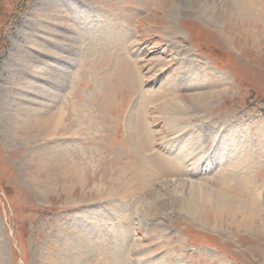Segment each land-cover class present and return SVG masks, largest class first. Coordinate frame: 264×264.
Here are the masks:
<instances>
[{
  "label": "rangeland",
  "instance_id": "374dc122",
  "mask_svg": "<svg viewBox=\"0 0 264 264\" xmlns=\"http://www.w3.org/2000/svg\"><path fill=\"white\" fill-rule=\"evenodd\" d=\"M0 264H264V0H0Z\"/></svg>",
  "mask_w": 264,
  "mask_h": 264
},
{
  "label": "bare ground",
  "instance_id": "6f19581e",
  "mask_svg": "<svg viewBox=\"0 0 264 264\" xmlns=\"http://www.w3.org/2000/svg\"><path fill=\"white\" fill-rule=\"evenodd\" d=\"M251 4V3H250ZM239 5V4H238ZM252 5V4H251ZM240 6V5H239ZM243 9H245L244 10V12L245 13H247V11L249 10L248 9V7L246 6V7H242ZM203 9H205V7L203 8ZM246 9H248V10H246ZM246 15V14H245ZM214 16V15H213ZM238 17H239V15H238ZM242 22V21H241ZM249 23V22H248ZM197 98H199V97H197ZM39 112V111H38ZM34 113V112H33ZM28 114V113H27ZM13 116V120H12V123L14 122H16V121H18V120H21V121H23V123H30V124H35V123H37V124H40V123H42V121L44 120V116L43 115H41V114H39V115H34V116H31L30 117V119L28 120V117L29 116H26L25 114L22 116V115H18L16 112L12 115ZM19 118H21V119H19ZM50 159V158H49ZM144 159V158H143ZM145 160V159H144ZM59 163V162H58ZM142 163H145L144 165L145 166H143V169H144V171L146 170V169H148V167H147V163L145 162V161H142ZM47 164L48 165H53V163H51V162H49V163H41V165L43 166H41L42 168H41V170L42 169H44V167L45 166H47ZM59 166V165H58ZM48 168V167H47ZM44 170H46V169H44ZM50 173V172H49ZM47 174V173H46ZM146 174V173H145ZM50 175V174H49ZM42 177L41 176H39V177H34L33 178V180H35V181H37V179L38 180H40ZM37 182H39V181H37ZM190 187V186H189ZM196 190H197V188L196 187H194V186H191V193H192V195H191V197L189 198V200H187V201H189V204L184 208L185 209V212H187V214H189V216L193 219V220H196V221H199V222H204V223H207L208 221L207 220H209L210 218L209 217H207L206 215H207V213H205L204 214V207H202V206H200L199 205V203H201V204H203L204 206H205V204L208 206V207H211V208H214V207H216V205L215 204H217L218 206H220L218 203H219V201L217 200V199H215V201L214 202H211L210 201V197H207V196H203V194H198L197 192H196ZM200 192V191H199ZM213 203V204H212ZM221 203V202H220ZM181 204V203H180ZM206 206V207H207ZM184 207V206H183ZM205 207V208H206ZM225 207V206H224ZM217 208V207H216ZM215 209V208H214ZM214 209H212L213 210V212L215 213V211L216 210H214ZM206 210H208L207 208H206ZM209 212V211H208ZM213 213V214H214ZM222 213V212H221ZM206 218H208V219H206ZM208 224V223H207ZM215 224V223H214Z\"/></svg>",
  "mask_w": 264,
  "mask_h": 264
}]
</instances>
